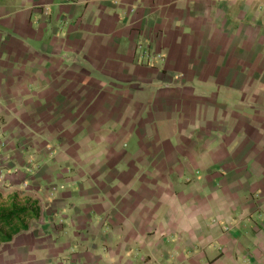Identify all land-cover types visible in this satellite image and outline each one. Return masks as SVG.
I'll use <instances>...</instances> for the list:
<instances>
[{"label":"crops","instance_id":"crops-1","mask_svg":"<svg viewBox=\"0 0 264 264\" xmlns=\"http://www.w3.org/2000/svg\"><path fill=\"white\" fill-rule=\"evenodd\" d=\"M0 129L84 154L89 264H264V0H0Z\"/></svg>","mask_w":264,"mask_h":264},{"label":"rangeland","instance_id":"rangeland-1","mask_svg":"<svg viewBox=\"0 0 264 264\" xmlns=\"http://www.w3.org/2000/svg\"><path fill=\"white\" fill-rule=\"evenodd\" d=\"M46 135L45 140L49 141L51 132ZM10 146L4 131L0 129V214L13 205L17 209L25 208L30 212L25 218L27 230L14 235L9 242L0 244V264H44L45 259L52 260L49 264L91 263L87 254L91 243L87 239L91 237L90 228L86 222L78 225L64 217L66 212L74 213V216L84 215L82 203L85 200L84 189L87 188L88 177L79 173L72 175L75 169L84 167L85 161L79 158L84 154L77 151V158H62L58 161L51 159L52 142L17 144L16 149L28 148V157L18 160L8 154ZM61 151H64L63 146ZM55 168H59L60 172H56L58 170L55 171ZM64 170H68V174ZM21 171L26 173L24 177L18 176ZM36 174L41 177H36ZM36 181H40L39 184ZM78 200L81 202H77ZM99 251L105 252L100 247ZM106 255L105 253L103 259L112 258ZM96 257L92 261L100 262L101 256ZM145 258L148 260V256Z\"/></svg>","mask_w":264,"mask_h":264},{"label":"trees","instance_id":"trees-1","mask_svg":"<svg viewBox=\"0 0 264 264\" xmlns=\"http://www.w3.org/2000/svg\"><path fill=\"white\" fill-rule=\"evenodd\" d=\"M25 208L17 209L14 205L0 214V244L9 242L19 232L27 230Z\"/></svg>","mask_w":264,"mask_h":264},{"label":"built area","instance_id":"built-area-1","mask_svg":"<svg viewBox=\"0 0 264 264\" xmlns=\"http://www.w3.org/2000/svg\"><path fill=\"white\" fill-rule=\"evenodd\" d=\"M137 59L144 63L147 66H154L156 62L162 59V55L153 50L150 47H141L140 45L137 47L136 50Z\"/></svg>","mask_w":264,"mask_h":264}]
</instances>
